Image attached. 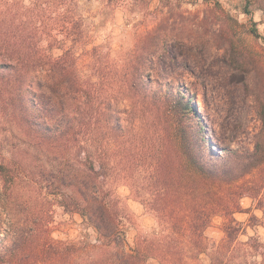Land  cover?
<instances>
[{
  "label": "trees",
  "instance_id": "1",
  "mask_svg": "<svg viewBox=\"0 0 264 264\" xmlns=\"http://www.w3.org/2000/svg\"><path fill=\"white\" fill-rule=\"evenodd\" d=\"M245 3L264 13V0ZM26 15L19 21L0 14V113L22 133L21 143L59 162L36 171L48 187L63 190L60 205L79 212L96 238L65 244L50 236L42 218L10 216L0 264H264V243L240 240L245 228L234 217L245 193L259 194L264 185V176L247 178L264 169V142L252 150L221 145L216 142L226 133L214 129L211 141L188 90L176 82L175 70H188V56L175 52L180 45L158 56L161 35L154 26L138 33L132 48L88 49L85 41L79 50H60L52 33L40 34L34 14ZM63 24H74L68 33L85 39L83 16L74 22L67 14ZM251 32L261 37L255 21ZM43 39L49 46H41ZM6 169L0 164V173ZM112 175L137 197L143 195L139 179L147 182L142 201L157 229L133 246L108 188ZM3 181L6 193L12 179ZM17 205L30 211L29 199ZM216 216L224 219V236L210 243L205 232Z\"/></svg>",
  "mask_w": 264,
  "mask_h": 264
},
{
  "label": "rangeland",
  "instance_id": "2",
  "mask_svg": "<svg viewBox=\"0 0 264 264\" xmlns=\"http://www.w3.org/2000/svg\"><path fill=\"white\" fill-rule=\"evenodd\" d=\"M245 4V0H0V14H16L19 21L25 14H34L40 34L52 33L60 50H79L86 41L88 49L102 45L116 52L132 48L138 33L157 26L161 35L158 56L177 45L180 48L175 52L188 56L187 72L180 75L181 68L175 70L176 82L188 90L191 106L211 141L216 142L214 129L227 137L216 143L252 150L257 142H264V13L256 4ZM67 14L74 22L83 16L87 29L84 40L71 35L74 24H63ZM254 21L261 37L251 32ZM40 44L49 46L44 39ZM7 119L0 113V164L7 168L0 173V238L6 236L10 216L17 221L30 214L35 220L42 218L50 236L65 244L94 241L96 232L81 214L60 205L58 194L63 190L56 184L48 187L44 174L36 171L38 166L47 170L59 167V162L21 143L22 133ZM231 129L233 140L228 139ZM3 176L12 179L6 193ZM263 176L264 169L258 166L247 178L256 181ZM139 181L140 197L121 178L112 175L108 183L121 209L130 246L138 236L151 237L157 229L154 213L142 201L147 182ZM26 199L30 211L24 212L17 204ZM240 205L241 211L234 215L245 228L240 240L257 237L264 243V185L259 194L245 193ZM223 224L221 216L212 220L205 232L210 243L224 236ZM263 250L261 247L260 252ZM255 259L262 258L256 255Z\"/></svg>",
  "mask_w": 264,
  "mask_h": 264
}]
</instances>
